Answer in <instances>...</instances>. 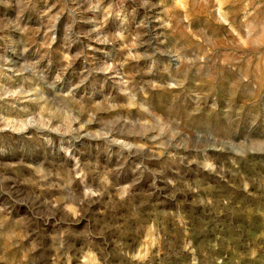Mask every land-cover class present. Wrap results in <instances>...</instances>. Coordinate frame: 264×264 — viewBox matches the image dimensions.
<instances>
[{"label": "rangeland", "instance_id": "rangeland-1", "mask_svg": "<svg viewBox=\"0 0 264 264\" xmlns=\"http://www.w3.org/2000/svg\"><path fill=\"white\" fill-rule=\"evenodd\" d=\"M0 264H264V0H0Z\"/></svg>", "mask_w": 264, "mask_h": 264}]
</instances>
